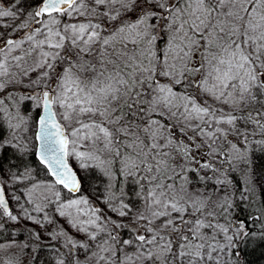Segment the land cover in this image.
<instances>
[{
	"label": "snow or ice",
	"instance_id": "6c2138e0",
	"mask_svg": "<svg viewBox=\"0 0 264 264\" xmlns=\"http://www.w3.org/2000/svg\"><path fill=\"white\" fill-rule=\"evenodd\" d=\"M9 2L0 230L36 227L0 243V264H20L9 251L35 252L45 238L67 249L55 264H249L264 224L248 222L264 220V205L237 219L231 173L251 207L264 0Z\"/></svg>",
	"mask_w": 264,
	"mask_h": 264
},
{
	"label": "trees",
	"instance_id": "16d2710c",
	"mask_svg": "<svg viewBox=\"0 0 264 264\" xmlns=\"http://www.w3.org/2000/svg\"><path fill=\"white\" fill-rule=\"evenodd\" d=\"M8 5H10V2H8ZM5 136L7 135V130H4L3 133ZM7 155H11V150H8ZM253 161V170L255 172L256 177L261 176L264 178V152H260L259 150L255 151V154L252 156ZM27 163H31L34 167L38 165V162L35 159L34 155H30L26 158ZM242 167V166H241ZM258 175V176H257ZM231 177L233 179L234 184L236 185L237 189V208L234 209V215L237 219H246L248 217V214L255 213L256 209H258L261 205H264V180L262 181V184L260 182L259 186L256 188L253 200L255 201L254 204H252L251 207L248 206V202L245 201L241 203L238 199L239 192L243 189L244 184V178L240 171H236L231 173ZM99 188L104 187L102 183H99ZM261 224H264V220H261L259 223L253 225L251 221L248 222V227L251 228L253 231H258L261 227ZM23 227H19L16 225H13L9 222H7V228L5 230H0V241H2L5 237H10L12 233H15L16 237L19 239H22L23 236H20L18 234H22ZM23 240V239H22ZM57 243L55 241H51L48 243L42 242L43 247L38 249L37 251L33 252L31 251L30 254H28L25 258H23V262L28 260V264H52L50 256L46 255V249L47 246L50 244ZM249 248H256L254 252H251L249 255L246 256L247 261L249 264H264V247H256L254 244L249 245ZM11 255V254H10ZM14 256V255H12ZM38 257V259H37ZM20 261V264H21ZM30 261V262H29ZM26 263V262H25Z\"/></svg>",
	"mask_w": 264,
	"mask_h": 264
},
{
	"label": "rangeland",
	"instance_id": "374dc122",
	"mask_svg": "<svg viewBox=\"0 0 264 264\" xmlns=\"http://www.w3.org/2000/svg\"><path fill=\"white\" fill-rule=\"evenodd\" d=\"M8 2H9V0H0V5H8ZM8 6L11 7V5H8ZM4 22H7V20H5ZM259 138L260 137H256V139H259ZM243 178H244V176H243ZM255 178H256V182H257L258 185L260 184V182L262 184V181L261 180H264L263 177L258 176V178H257L256 175H255ZM100 190L102 192L103 191V187H101ZM18 194H21V196L23 197V186L20 187ZM21 203H24L23 198L21 200ZM10 206L14 209V211H18V207L13 202H11V201H10ZM8 222L11 223V224H13V225H16V226H19V227H23V228H24V224H27L28 227H36L35 225H32L31 222H29V221H24L20 225H17L14 222H11V221H8ZM37 230H39V229H37ZM18 235L23 236L22 237L23 240L22 239H19L21 242H23L26 239V237H27L26 231H23V230H22V234H18ZM8 238L9 237H5L2 241H0V243L6 242ZM51 241H54V240H48L47 238H45L42 242L49 244V242H51ZM55 242H57V241H55ZM62 244H63V240H61V241H59L57 243H54V244H50L49 246H47L46 255L47 256L48 255L50 256L51 261H52V264H55L56 257L58 255H60L61 252L64 253V254H67V249L66 248H62ZM57 250H59V251H57ZM31 251H32L31 249H24V250H21V249H12V250L9 251V255L10 254L11 255H14L15 257H18L19 258V261H21L23 258L26 257L27 253L30 254ZM25 252H27V253H25ZM21 264H22V261H21ZM23 264H28V260L27 261L25 260L23 262Z\"/></svg>",
	"mask_w": 264,
	"mask_h": 264
}]
</instances>
